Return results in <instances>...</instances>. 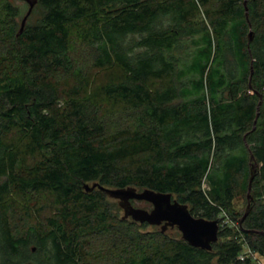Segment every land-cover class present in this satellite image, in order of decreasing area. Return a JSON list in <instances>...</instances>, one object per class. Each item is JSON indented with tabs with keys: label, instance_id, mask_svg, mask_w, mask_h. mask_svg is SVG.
Here are the masks:
<instances>
[{
	"label": "trees",
	"instance_id": "1",
	"mask_svg": "<svg viewBox=\"0 0 264 264\" xmlns=\"http://www.w3.org/2000/svg\"><path fill=\"white\" fill-rule=\"evenodd\" d=\"M245 1L38 0L20 33L29 3L0 0V264L264 259V0ZM94 183L172 193L219 241L123 219Z\"/></svg>",
	"mask_w": 264,
	"mask_h": 264
},
{
	"label": "water",
	"instance_id": "2",
	"mask_svg": "<svg viewBox=\"0 0 264 264\" xmlns=\"http://www.w3.org/2000/svg\"><path fill=\"white\" fill-rule=\"evenodd\" d=\"M25 1L29 3L30 8L22 22L20 33L24 31L27 20L38 3V0ZM245 7L248 13V0L245 1ZM253 37L254 33L251 31L249 41H252ZM251 170L252 175L248 188V206L241 220V225L249 215L254 199L252 196V185L257 170L256 162L252 163ZM96 188L106 192L111 198L119 201L120 206L124 210L123 219L132 218L134 221L141 224L148 223L150 226L160 227L163 233L169 229L177 228L181 232L183 240L194 247L208 251H211L213 249V244L219 241L220 222L218 220L212 221L195 217L190 212L188 206L173 198L172 193L156 192L150 189L140 191L132 187L126 189H112L102 186L99 183L85 185V189L88 192ZM132 200L146 201L152 204L153 207L151 210L138 208L132 203Z\"/></svg>",
	"mask_w": 264,
	"mask_h": 264
},
{
	"label": "rangeland",
	"instance_id": "3",
	"mask_svg": "<svg viewBox=\"0 0 264 264\" xmlns=\"http://www.w3.org/2000/svg\"><path fill=\"white\" fill-rule=\"evenodd\" d=\"M14 2L20 6L23 10V13L27 12L29 6L27 4V2L25 0H14ZM203 188L204 189H210V186L208 185V182L207 180L204 181V184H203ZM110 197V196H109ZM110 199V202L111 203H114L115 201L118 202V200L114 199V198H109ZM135 206L138 207V208H144V209H148V210H151L152 209V204L146 202V201H138L136 200L134 202ZM236 204H237V207L239 208L240 211L244 210L245 209V202L243 201L242 198L238 199L236 201ZM121 216L124 215V211H121L120 212ZM223 224L224 225H227L228 223H230V225H233V223L231 222V219L229 217H226L225 219L222 220ZM234 226V225H233ZM160 227H157V226H151L149 230H156ZM168 233L172 236H175V237H178L181 234V232L178 230V229H170L168 231ZM260 264H264V259H260Z\"/></svg>",
	"mask_w": 264,
	"mask_h": 264
},
{
	"label": "built area",
	"instance_id": "4",
	"mask_svg": "<svg viewBox=\"0 0 264 264\" xmlns=\"http://www.w3.org/2000/svg\"><path fill=\"white\" fill-rule=\"evenodd\" d=\"M247 258H252L253 263L260 264V260L256 257L253 250L250 248V246L247 243H245L244 250L241 253V255L239 256V259L240 260H246Z\"/></svg>",
	"mask_w": 264,
	"mask_h": 264
},
{
	"label": "flooded vegetation",
	"instance_id": "5",
	"mask_svg": "<svg viewBox=\"0 0 264 264\" xmlns=\"http://www.w3.org/2000/svg\"><path fill=\"white\" fill-rule=\"evenodd\" d=\"M153 207V206H152ZM174 229H177V228H174Z\"/></svg>",
	"mask_w": 264,
	"mask_h": 264
}]
</instances>
